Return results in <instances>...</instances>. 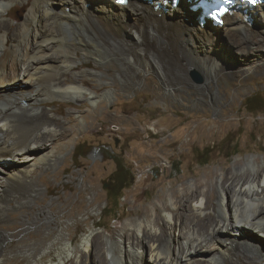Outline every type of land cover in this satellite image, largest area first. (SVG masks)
<instances>
[{
  "label": "bare ground",
  "instance_id": "bare-ground-1",
  "mask_svg": "<svg viewBox=\"0 0 264 264\" xmlns=\"http://www.w3.org/2000/svg\"><path fill=\"white\" fill-rule=\"evenodd\" d=\"M13 3L26 9L25 14L16 23L3 21ZM195 12L185 0L176 7L172 0H128L125 5L113 0H0V223L9 219V209L30 206L44 192L36 170L54 167L61 159L58 145L74 133L68 119L74 111L42 106L58 99L74 101L71 107L83 112L85 102L115 97L114 83L96 86L89 78L108 83L104 73L97 67L81 68L83 63L105 67L117 61L124 85L139 69L151 70L173 96L176 84L167 68L180 73L187 86H193L188 71L200 70L205 86L219 76H237L236 69L249 74L253 59L264 61V0L251 8L231 7L217 27L197 19L200 9ZM257 13L260 18L255 20ZM224 25L230 42L240 44L242 65L228 60L234 59L232 49L225 53L226 47L220 46L225 44ZM249 44L257 45L248 50ZM161 47L176 55L174 63L163 60ZM197 90L204 91L201 86ZM245 159L231 169L224 166L215 181L208 172L194 187L174 190L171 210L166 205L153 215L145 210L109 245L103 246L100 234L89 233L81 237L78 250L73 237L54 230V214L39 209L32 219L23 220L25 232L37 228L39 221L47 225L35 238L9 248L12 231L0 227V264L14 254L26 255L31 264H42L45 256H50L47 264H264V161ZM176 229L180 238L173 237ZM208 241L216 244V252L208 251ZM88 253L95 255L94 262Z\"/></svg>",
  "mask_w": 264,
  "mask_h": 264
},
{
  "label": "rangeland",
  "instance_id": "rangeland-1",
  "mask_svg": "<svg viewBox=\"0 0 264 264\" xmlns=\"http://www.w3.org/2000/svg\"><path fill=\"white\" fill-rule=\"evenodd\" d=\"M25 12L26 9H19L13 3L2 20L19 22ZM196 16L198 19L199 14ZM259 18L258 13L255 14V20ZM207 21L212 24L209 19ZM225 27H220L225 38V44L220 46L226 47L225 53L232 49L234 59L228 60L242 65L244 55L239 52L240 44L235 46L230 42ZM256 45L249 44L245 48L254 50ZM161 49L163 60L174 63L176 55ZM251 57L256 55L252 53ZM256 60H251L255 63L249 74L236 69L237 76H219L205 86L200 70L188 71L193 86H187L180 73L167 68L168 76L176 84V95L173 96L162 87L158 74L151 70L139 69L137 77L124 85L117 76L122 69L117 61H111L110 66L106 65L108 68L83 63L81 68H98L106 75L103 79L108 83L89 78L96 86L112 87L114 83L115 99L94 104L85 102L83 112L71 107L76 104L74 101L68 103L58 99L51 106L40 105L51 110L55 104L61 110L74 111L68 118L74 133L58 145L61 159L54 167L36 170L35 178L44 192L30 206L9 209V219L0 223L2 229L12 231V241L7 247L12 248L20 240L44 233L47 225L41 221L37 228L26 232L23 228L26 226L24 217L32 219L39 209L54 214L57 220L52 224L54 230L59 229L65 236L73 237V245L78 250L82 251L81 237L89 233L100 234L103 246L109 245L121 231L129 229L130 220L143 217L145 210L150 215L154 209L165 205L171 210L173 206L169 204L174 190L194 187L198 179L207 178L208 172L213 174L211 179L215 181L224 166L231 169L236 161H244L247 157H256L263 162L264 108L251 112L245 106V98L252 92H258L264 103V67L261 70L255 68L264 61ZM184 63V60L180 62L181 65ZM193 74L201 81L195 80ZM200 86L203 92L197 90ZM24 100L22 102L28 101ZM198 100L203 103L197 104ZM57 117L61 118V115ZM113 156L134 176L133 184L123 189L120 198L106 190L109 176L116 167ZM200 189L205 187L201 185ZM9 203L13 205L14 202ZM209 211L211 209L205 212ZM173 237L180 238L178 229L174 230ZM206 245L209 252H216L213 241ZM37 251L38 247L34 253ZM94 256L93 253L86 255L93 262ZM10 257L13 258L6 264H31L26 255ZM191 257L197 258V255ZM49 258L43 257L42 264H47Z\"/></svg>",
  "mask_w": 264,
  "mask_h": 264
},
{
  "label": "trees",
  "instance_id": "trees-1",
  "mask_svg": "<svg viewBox=\"0 0 264 264\" xmlns=\"http://www.w3.org/2000/svg\"><path fill=\"white\" fill-rule=\"evenodd\" d=\"M245 101L246 108L251 112L264 108V103L261 100V97H259L258 92L250 93V95L245 98ZM80 155H83V153ZM113 159L116 163V167L109 176L106 190L108 194L114 193L116 198H120L123 189L133 184L134 176L128 169L122 168L114 156Z\"/></svg>",
  "mask_w": 264,
  "mask_h": 264
},
{
  "label": "water",
  "instance_id": "water-1",
  "mask_svg": "<svg viewBox=\"0 0 264 264\" xmlns=\"http://www.w3.org/2000/svg\"><path fill=\"white\" fill-rule=\"evenodd\" d=\"M193 77H194L195 80L201 81V79L197 76V74H193Z\"/></svg>",
  "mask_w": 264,
  "mask_h": 264
}]
</instances>
